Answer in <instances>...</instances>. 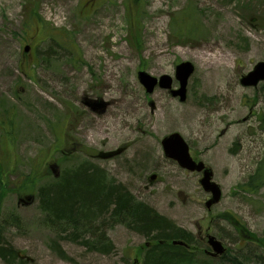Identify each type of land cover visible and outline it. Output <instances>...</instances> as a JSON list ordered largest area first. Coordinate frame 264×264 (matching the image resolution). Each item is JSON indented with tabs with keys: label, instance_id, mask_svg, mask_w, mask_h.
Returning <instances> with one entry per match:
<instances>
[{
	"label": "rangeland",
	"instance_id": "obj_1",
	"mask_svg": "<svg viewBox=\"0 0 264 264\" xmlns=\"http://www.w3.org/2000/svg\"><path fill=\"white\" fill-rule=\"evenodd\" d=\"M36 2L39 17L63 32L61 48L25 27ZM27 44L36 57H23ZM210 55L221 60L218 69ZM33 60L35 81L27 63L28 74L21 72ZM182 61L194 66L183 102L159 87L147 93L137 78L139 70L166 74L177 88L175 65ZM258 62H264V0H0V117L14 129L8 139L10 126L0 123V163L15 164L0 203V240L19 253L0 264H142L140 247L154 241L133 222L104 221L112 225L113 248L90 250L71 226L46 222L35 191L27 203L14 190L32 169L50 163L61 173L87 158L134 200L225 247L210 257L199 239L191 264H222L224 255L264 264V81L240 83ZM173 132L221 188L210 209L200 174L163 153L161 139ZM251 177L258 182L253 190L239 188ZM226 213L256 238L239 235Z\"/></svg>",
	"mask_w": 264,
	"mask_h": 264
},
{
	"label": "trees",
	"instance_id": "obj_2",
	"mask_svg": "<svg viewBox=\"0 0 264 264\" xmlns=\"http://www.w3.org/2000/svg\"><path fill=\"white\" fill-rule=\"evenodd\" d=\"M33 9L31 8L30 14L32 23L25 27L29 31L37 32L38 39H41L42 42L47 40L48 43H53L54 46L61 48L63 44L60 39L64 35L63 32L60 33L62 35L54 33L55 31H59V29L51 27L50 23L39 17L37 2ZM35 54L33 55L35 56ZM33 55L32 57H34ZM24 63H27L33 71L32 77L28 76L31 80L35 81L34 70L39 62L35 60L31 62L24 61L22 68ZM21 72L27 73L24 68ZM6 120L10 128L4 130L5 137L7 135L8 139H10L11 130L14 131V129L11 127V119L6 118ZM6 120L4 115L0 117V123L3 128ZM87 155L89 154L87 153ZM50 165H53L55 168L57 167L56 164L49 163L46 168L32 169L29 174L16 180V188L13 189L18 194L20 201L21 199L26 200L27 197L34 199L35 195L32 192L35 191L36 196L40 199V210L44 213L46 222L51 227L54 225V229L66 230V227L69 228L71 226L74 236L80 238L88 249L101 252L109 250L112 244L103 234L99 238L93 237L92 233L95 230L92 228H95V223L101 221L102 224L110 216L120 217L117 224L124 222L126 224L129 222L128 219H132L134 225L141 227V230L146 233L145 236L153 234L151 238L154 242H150V246L147 248L141 246L138 251L139 254L144 251L142 253V264L192 263L197 249L195 241L197 243L200 238L194 237L192 233L175 226L164 217V219L161 218V215L145 203L134 200L131 192L120 184L115 185L112 181H108L104 171L99 166L93 165L88 158L69 167L67 171L59 173L58 176L52 173L53 177L51 180L53 182H50L51 180L49 179L46 180L49 182L42 183L41 181L45 179L44 174L51 172ZM14 169L15 164L13 166L9 161L6 165L0 163V203L3 193L8 190L6 188L8 174L14 171ZM250 181L254 184L253 188L251 187L252 183H249ZM257 184L258 182H256L255 178L251 177L247 183L239 185V188L250 191ZM225 216L227 217H224V219L233 225L239 235L249 236L251 239L256 238L253 233H249L240 224L241 222L236 216L231 213H226ZM57 221L58 223L55 224ZM166 222H169L171 227H168ZM88 230L91 233L86 235L89 232ZM174 240L182 241L185 245H174L172 244ZM9 257L17 259L19 258V253L11 246L3 245L0 240V258L10 263ZM237 259L236 257L228 258L227 255H224L220 258V261L222 264H241Z\"/></svg>",
	"mask_w": 264,
	"mask_h": 264
},
{
	"label": "water",
	"instance_id": "obj_3",
	"mask_svg": "<svg viewBox=\"0 0 264 264\" xmlns=\"http://www.w3.org/2000/svg\"><path fill=\"white\" fill-rule=\"evenodd\" d=\"M29 46L24 47V51L27 52ZM194 72V66L189 61H182L175 66L174 78L178 81V88H172L173 79L169 75H161L160 77H154L143 70L137 72V78L144 87L147 93H152L156 87L169 90L171 96L178 97L179 101L183 102L186 99L187 83L191 74ZM264 80V62H258L253 69L245 76L241 77L240 83L243 86H257L260 81ZM161 146L166 158L175 161L182 169H186L189 172L200 173L198 180L199 185L206 193H209V198L205 201V207L210 209L213 204L220 201L222 191L220 186L213 180V173L211 169L202 161H197L190 156L189 147L183 137L178 132L170 133L161 139ZM113 153H99L98 157L107 158ZM51 170L55 176H58V172L53 165H50ZM150 181L155 179V175H150ZM33 198L27 197L25 202H32ZM207 243L211 248L208 252L209 255L216 257L222 255L225 251L222 243L218 241L214 236H207ZM172 244L185 245L182 241L174 240Z\"/></svg>",
	"mask_w": 264,
	"mask_h": 264
},
{
	"label": "bare ground",
	"instance_id": "obj_4",
	"mask_svg": "<svg viewBox=\"0 0 264 264\" xmlns=\"http://www.w3.org/2000/svg\"><path fill=\"white\" fill-rule=\"evenodd\" d=\"M204 59H205V57H204ZM209 59H211V66H213V67H215L216 69H218L219 67H220V64H222V62H221V60H219L218 58H217V56L215 55V56H212V55H210L209 56ZM215 74H217L216 72H215ZM219 76H215V78H218ZM106 85H107V87H108V84L106 83ZM114 99L115 98H113V104H116L117 103V100H115V102H114ZM122 107H124V106H126V103H124V104H122L121 105ZM119 218L120 217H114V216H110V217H108L106 220H104V221H107V222H109V224H113V225H116L117 224V222H118V220H119ZM161 218H163V217H161ZM164 219V218H163ZM125 221V220H124ZM128 221H129V223L130 222H134L132 219H128ZM58 223V221L57 222H55V224H57ZM167 224H168V227H171V224L169 223V222H166ZM106 225H108V224H106ZM105 224H104V222H102V224H101V221H99V222H96L95 223V228H92V229H94L95 231L93 232L94 234H96V236L94 235V234H92L93 235V237L95 236V238H99V237H101L102 236V234L103 235H105L106 237H107V234H108V230H110L111 229V226L112 225H108V226H106ZM106 227V228H105ZM138 229L140 230V232L143 234V235H145L146 233L143 231V230H141V227H138ZM89 231V230H88ZM91 233V231H89L86 235H89ZM151 233H153V232H151ZM151 235H153V234H151ZM151 235L150 236H148V237H151ZM75 237V236H74ZM77 238V237H76ZM77 239H80V238H77ZM81 240V239H80Z\"/></svg>",
	"mask_w": 264,
	"mask_h": 264
},
{
	"label": "flooded vegetation",
	"instance_id": "obj_5",
	"mask_svg": "<svg viewBox=\"0 0 264 264\" xmlns=\"http://www.w3.org/2000/svg\"><path fill=\"white\" fill-rule=\"evenodd\" d=\"M200 233V232H199ZM206 236H207V232H206ZM199 238L201 239V241L203 240L204 242L206 241V237L205 236H201V235H199ZM149 243L150 242H145V244H144V246L147 248V247H149L150 245H149ZM207 251V250H206Z\"/></svg>",
	"mask_w": 264,
	"mask_h": 264
}]
</instances>
